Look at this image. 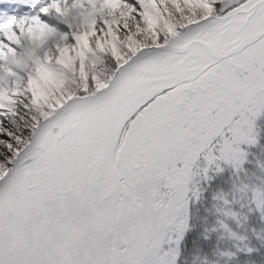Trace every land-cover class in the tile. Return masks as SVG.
I'll return each mask as SVG.
<instances>
[{"label":"snow or ice","instance_id":"snow-or-ice-1","mask_svg":"<svg viewBox=\"0 0 264 264\" xmlns=\"http://www.w3.org/2000/svg\"><path fill=\"white\" fill-rule=\"evenodd\" d=\"M0 264H264V0H0Z\"/></svg>","mask_w":264,"mask_h":264}]
</instances>
